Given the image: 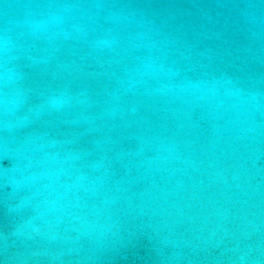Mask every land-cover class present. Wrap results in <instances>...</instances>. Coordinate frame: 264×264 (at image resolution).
<instances>
[{
	"label": "water",
	"instance_id": "obj_1",
	"mask_svg": "<svg viewBox=\"0 0 264 264\" xmlns=\"http://www.w3.org/2000/svg\"><path fill=\"white\" fill-rule=\"evenodd\" d=\"M0 264H264V0H0Z\"/></svg>",
	"mask_w": 264,
	"mask_h": 264
}]
</instances>
